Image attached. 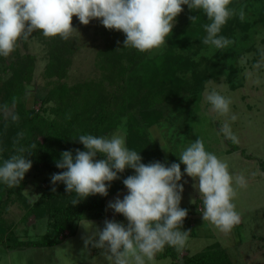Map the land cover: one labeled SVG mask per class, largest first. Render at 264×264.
<instances>
[{
  "label": "rangeland",
  "instance_id": "374dc122",
  "mask_svg": "<svg viewBox=\"0 0 264 264\" xmlns=\"http://www.w3.org/2000/svg\"><path fill=\"white\" fill-rule=\"evenodd\" d=\"M241 6L245 11V19L241 21L238 16L229 18V21L236 23L225 34L220 33L232 43L222 50L208 45L206 48H198L193 55L198 67L193 72L184 69L176 74L186 84L182 83L181 87L184 88L178 90L177 96L167 97L160 108L155 107L161 110L163 117L153 124L138 121L130 122V126H142L145 138L159 151L166 166L180 163L178 157L181 151L199 137L203 140L206 151L214 153L227 163L230 174H242L247 181L246 187L235 186L236 196L232 201L240 214V223L225 235L203 221L204 207L198 187L196 188L197 181L184 174L185 166L180 165V183L184 188L180 207L191 208V228H181V231L189 232V239L185 247L179 250V255H193L217 243L226 251L233 264H264V170L260 166L264 163V63L259 68L255 67L264 57V0H232L229 7L238 11ZM174 23L175 27L177 23ZM244 23L248 25L247 29L242 28ZM72 26L76 31L67 40L73 44L74 49L62 82L68 86L102 82V72L97 65L98 52L108 45L124 46L126 36L122 32L104 28L99 20H92L85 26L74 16ZM50 39L39 31L34 32L27 41L18 42L16 49L8 57L0 56V97L13 69H19L29 61V57L33 68L31 81L25 87V104L34 110L40 109L44 116L53 118L50 110L54 103L46 99L53 81L44 75ZM130 48L125 47L126 50ZM165 50L164 44L150 51L148 56L153 58ZM179 54L189 52L176 50L172 53L178 57ZM193 73L197 76H193ZM257 80L259 83H256ZM104 84V89H111L107 83ZM206 90H215L231 100L228 116H219L211 110L205 99ZM8 109L9 113L6 114L0 108L2 120H8L13 114V106ZM43 109H46L45 113ZM232 115L236 116L234 122L230 119ZM133 117H137V111L133 112ZM128 120L127 115H123L120 125L106 137L122 129L127 146ZM225 122L230 124L238 137V143L226 139L220 131ZM96 159L105 157L97 154ZM53 174L55 173L48 170L31 172L18 197L14 196L13 201L3 208L1 223L17 237L13 244L19 241L24 245L10 252L0 246V264H109L101 255L102 250L90 245L86 248L84 240L96 228L103 229L105 220H115L127 225L125 217L108 208L109 203L114 202L117 197L123 199L127 195L126 187L105 196L103 220H81L77 223L74 236L64 233L62 241L53 247L34 248L29 245L44 234L46 220H36L27 213L25 204L32 205L39 199ZM171 262L161 251L152 264Z\"/></svg>",
  "mask_w": 264,
  "mask_h": 264
},
{
  "label": "clouds",
  "instance_id": "9594fccd",
  "mask_svg": "<svg viewBox=\"0 0 264 264\" xmlns=\"http://www.w3.org/2000/svg\"><path fill=\"white\" fill-rule=\"evenodd\" d=\"M231 3L232 0H0V56L8 57L18 42L27 41L37 31L46 38L67 40L76 31L72 26L74 16L82 25L99 20L104 28L122 32L126 36L123 47L142 53L152 51L165 44L183 5L191 11H203L209 23L204 25L206 36L202 43L222 50L232 43L220 35L222 27L231 17L245 19L243 6L237 11L229 7ZM196 19L190 17L192 22ZM261 63L264 57L255 67L259 68ZM205 99L212 111L228 116L231 104L228 97L206 90ZM3 111L9 113L7 104ZM11 119L17 121L19 117L11 114ZM230 119L234 122L236 116ZM220 131L226 139L238 143L228 122ZM22 138L23 133H19L14 143L18 144ZM77 140L86 150L76 149L75 156L72 151L62 152L56 162L62 171L51 177L53 192L55 185L63 183L67 193L80 198L73 199V205L89 196H107L108 185L119 179L118 174L126 168L135 173L123 180L127 195L108 205L115 214L125 217L127 225L105 220L103 229L96 228L84 240L86 248L90 245L102 250L101 255L109 264H152L166 246L178 251L185 247L189 232L181 228L188 211L180 207L184 191L180 183L181 164L185 166L184 174L197 181L204 207L203 221L225 235L240 223V214L232 201L235 186L246 187L247 181L242 174H230L227 163L206 151L201 138L181 151L180 163L170 166L158 161L142 163L140 152L126 146L122 129L110 137L87 134ZM16 151L18 154L0 165V182L8 187L19 185L33 166L28 159L31 153L25 154L23 146ZM97 154L105 159L97 160Z\"/></svg>",
  "mask_w": 264,
  "mask_h": 264
},
{
  "label": "trees",
  "instance_id": "16d2710c",
  "mask_svg": "<svg viewBox=\"0 0 264 264\" xmlns=\"http://www.w3.org/2000/svg\"><path fill=\"white\" fill-rule=\"evenodd\" d=\"M176 17L177 25L172 33L166 37V50L153 58L148 52H140L134 48L126 50L123 45H108L97 54V65L102 72V82H85L68 86L62 82L66 77L73 52V44L60 37L51 38L48 46V61L44 69L47 79L53 81L52 87L46 95L48 101L54 103L50 110L53 118H48L39 110L26 106L24 101L25 87L31 81L33 64L31 58L19 69H13L9 82L6 83L3 95L0 97V108L5 104L13 106V114L19 119L13 121L2 120L0 115V165L14 154L20 146L25 148V154L31 153L28 159L32 161V168L25 174L21 183L8 187L0 182V246L7 250L23 246L21 242L13 244L17 237L2 223L3 208L18 197V193L25 187L26 180L31 172L42 170L52 171L55 174L62 170L56 167V162L61 159V153L75 150L85 151L84 146L77 140L80 135L91 134L94 136H107L120 125L123 115L128 117L127 147L135 150L142 157V163L161 162L159 151L152 145L139 124L131 128L130 122L142 124L156 123L163 114L160 105L167 101L170 95L177 96L182 90V79L176 74L182 70H192L198 67L193 55L198 48H206L202 43L205 37L204 25L209 23L202 10L191 11L186 5ZM190 17H197L191 21ZM179 21V22H178ZM236 21H227L222 27L221 34L232 28ZM245 24V23H244ZM241 27L240 23H237ZM248 25L242 26L247 29ZM176 50L188 51L179 57L172 55ZM12 69V68H11ZM197 76L193 73V76ZM111 87L104 89L105 84ZM169 84V86H167ZM186 85L185 83H183ZM167 86V87H166ZM166 88V89H165ZM143 91V92H142ZM142 95L139 96V94ZM159 107V108H155ZM137 111V117L133 112ZM46 112V109H43ZM141 131V133H140ZM23 133L19 143L18 134ZM264 170V163H261ZM119 179L108 185L110 196L125 187L123 180L135 175L134 170L126 168L118 174ZM119 183H118V182ZM42 192L39 199L32 205H26L27 213L36 220H46V230L38 241L29 243L34 248H49L58 245L64 233L74 236L77 223L81 220H103L105 196L94 195L73 205V199H80L75 193H67L63 183L54 187L51 182ZM188 211L183 221L182 228H191L190 207H183ZM163 256L171 259L170 264H233L229 255L217 243L205 247L193 255H179V251L166 246Z\"/></svg>",
  "mask_w": 264,
  "mask_h": 264
},
{
  "label": "crops",
  "instance_id": "0c3cea01",
  "mask_svg": "<svg viewBox=\"0 0 264 264\" xmlns=\"http://www.w3.org/2000/svg\"><path fill=\"white\" fill-rule=\"evenodd\" d=\"M5 249V248H4ZM5 251H8L7 249H5ZM8 252H10V250L8 251Z\"/></svg>",
  "mask_w": 264,
  "mask_h": 264
}]
</instances>
